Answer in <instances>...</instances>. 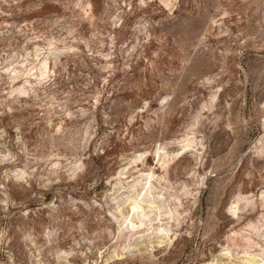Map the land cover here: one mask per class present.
Instances as JSON below:
<instances>
[{
    "label": "rangeland",
    "instance_id": "rangeland-1",
    "mask_svg": "<svg viewBox=\"0 0 264 264\" xmlns=\"http://www.w3.org/2000/svg\"><path fill=\"white\" fill-rule=\"evenodd\" d=\"M252 260L264 0H0V264Z\"/></svg>",
    "mask_w": 264,
    "mask_h": 264
},
{
    "label": "bare ground",
    "instance_id": "bare-ground-1",
    "mask_svg": "<svg viewBox=\"0 0 264 264\" xmlns=\"http://www.w3.org/2000/svg\"><path fill=\"white\" fill-rule=\"evenodd\" d=\"M172 157V156H171ZM172 159V158H171ZM169 161V160H168ZM134 203V202H133ZM137 208V203L134 204V206L132 207V212H135ZM131 214V213H130ZM142 220V219H141ZM142 222V221H141ZM142 224V223H141ZM133 226V225H132ZM134 228V227H133ZM136 230V229H135ZM134 230V231H135ZM248 264H262L261 261L259 260H252V261H249Z\"/></svg>",
    "mask_w": 264,
    "mask_h": 264
}]
</instances>
